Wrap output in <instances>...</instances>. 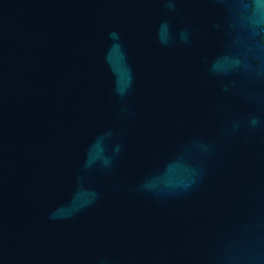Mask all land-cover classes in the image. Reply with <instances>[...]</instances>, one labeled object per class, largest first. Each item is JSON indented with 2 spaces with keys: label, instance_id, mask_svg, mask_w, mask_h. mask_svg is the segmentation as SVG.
Instances as JSON below:
<instances>
[{
  "label": "water",
  "instance_id": "obj_1",
  "mask_svg": "<svg viewBox=\"0 0 264 264\" xmlns=\"http://www.w3.org/2000/svg\"><path fill=\"white\" fill-rule=\"evenodd\" d=\"M234 2L180 0L174 24L193 42L164 48L159 0H0V264H212L258 232L251 264H264V230L249 227L264 219V129L226 131L253 106L242 80L206 74L207 61L230 70L234 36L258 19L250 7L232 32ZM133 69L137 116L120 120L115 90ZM109 129L97 151L121 144L115 168L84 169ZM194 168L193 190L151 194Z\"/></svg>",
  "mask_w": 264,
  "mask_h": 264
},
{
  "label": "clouds",
  "instance_id": "obj_2",
  "mask_svg": "<svg viewBox=\"0 0 264 264\" xmlns=\"http://www.w3.org/2000/svg\"><path fill=\"white\" fill-rule=\"evenodd\" d=\"M159 3L169 14L160 20L155 29V39L159 45L164 48L175 47L178 43L190 46L193 42L191 26L186 25L177 28L174 24V17L179 14L181 9L180 0H159ZM205 6L212 8L222 7V5L215 3ZM250 7L256 10L258 19L255 20V26L250 33L245 31L234 36L239 47L236 58L229 62L228 67L230 70L220 74V63L218 61H207L206 63V74L209 76L242 80L243 86L240 91L244 98L253 106V110L248 113L246 119L237 118L232 121L230 129L226 131L233 133L239 131L242 127L248 128L249 131L264 129V0H235L230 6L224 7L229 10L224 23L233 32L234 20L238 15L246 13ZM215 26L220 27L221 25L216 24ZM108 35L116 38L118 33L110 31ZM137 80V71L133 69L130 72L127 86L115 90V97L119 103L118 118L120 120H133L137 116V112L131 103L137 90ZM227 90V85H225V91ZM124 131L126 129H122L121 134ZM112 135L113 131L109 129L106 133L98 135L88 146L85 153L84 169H88L94 164L107 171H112L115 168V161L121 152V144L117 143L115 145L111 156L106 155V152L101 155L97 151L100 143ZM204 148L208 153L213 151V145L211 144L205 145ZM201 175V171L194 168L191 179L181 188L163 193L152 192L151 194L164 198L184 195L198 186ZM116 188L119 190L120 186L117 185ZM145 190H147V186H145ZM96 198H99L98 193ZM249 227L264 230V219H257L254 225ZM190 244V241H186L185 247L187 248ZM260 245L261 239L258 232L255 236H251L241 242L237 250L232 251L230 254L218 253L210 257V259L212 264H251L252 261L259 259ZM98 264H114V258L100 257L98 258Z\"/></svg>",
  "mask_w": 264,
  "mask_h": 264
}]
</instances>
